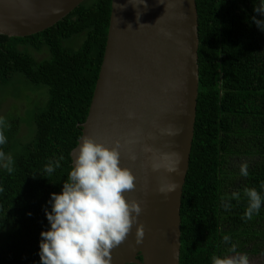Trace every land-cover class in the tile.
Returning <instances> with one entry per match:
<instances>
[{"label": "trees", "instance_id": "1", "mask_svg": "<svg viewBox=\"0 0 264 264\" xmlns=\"http://www.w3.org/2000/svg\"><path fill=\"white\" fill-rule=\"evenodd\" d=\"M195 2L198 94L182 188L179 264H211L213 255L226 254L233 243L240 253L253 254L264 246V206L252 219H242L247 206L243 189L264 195V32L251 21L259 13L253 11L255 0ZM110 9L111 0H82L39 32L0 34V100L4 90L19 94L10 89L18 85L16 78L47 94L24 115L0 116L7 125L2 150L12 157L11 172L0 168V264H40V233L50 227L44 207L50 210V194L62 190L71 170L70 152L87 116ZM31 49L47 55L36 58ZM23 121L29 132L19 138ZM61 156L60 167L45 173V166ZM239 156L260 157L247 163V177L234 162H244ZM233 192L241 198L231 199ZM225 234L230 243L223 241Z\"/></svg>", "mask_w": 264, "mask_h": 264}, {"label": "water", "instance_id": "2", "mask_svg": "<svg viewBox=\"0 0 264 264\" xmlns=\"http://www.w3.org/2000/svg\"><path fill=\"white\" fill-rule=\"evenodd\" d=\"M81 1L0 0V34L39 32ZM198 41L195 0H111L102 61L70 157L72 164L84 136L109 146L119 140L121 165L135 175L136 187L125 195L140 201L142 212L126 240L112 249V264H179L182 188L198 94ZM177 160L179 174L169 172L164 165ZM174 180L179 183L174 192H159L162 183ZM137 223L145 229L141 244L135 242Z\"/></svg>", "mask_w": 264, "mask_h": 264}, {"label": "clouds", "instance_id": "3", "mask_svg": "<svg viewBox=\"0 0 264 264\" xmlns=\"http://www.w3.org/2000/svg\"><path fill=\"white\" fill-rule=\"evenodd\" d=\"M253 11L259 16H252L251 21L264 32V0H255ZM128 116L132 118L134 113L129 112ZM6 126L4 117H0V168L11 172L12 157L2 150L7 143ZM120 147L119 140L109 146L89 136L81 138L73 151L67 181L63 182L59 193L50 194V210L48 206L44 207L50 227L40 233V264H112V249L126 240L142 212L141 202L129 200L125 195L136 187V178L130 168L121 165ZM150 150L145 148V151ZM130 158L135 159V156ZM60 160L63 156L49 162L45 173L50 175L59 168ZM178 163L177 160L164 166L169 172L179 174ZM160 166L153 165L154 168ZM48 175L39 176L48 178ZM240 175H249L247 162L240 164ZM178 187L176 180L162 183L159 192L167 195ZM261 188L264 189V183ZM0 191H3L2 187ZM243 195L247 198V206L242 219L250 220L264 206V195L248 187L243 189ZM240 198L239 192L231 194V199ZM230 206L229 202H225L226 209ZM144 235V225L137 223L136 244L143 242ZM223 241L230 243V235L225 234ZM210 259L211 264H250L248 255L238 252L234 243L226 254L213 255Z\"/></svg>", "mask_w": 264, "mask_h": 264}, {"label": "rangeland", "instance_id": "4", "mask_svg": "<svg viewBox=\"0 0 264 264\" xmlns=\"http://www.w3.org/2000/svg\"><path fill=\"white\" fill-rule=\"evenodd\" d=\"M39 52L35 54L36 51L31 49V54L35 56L36 58H43L47 55V51L45 50H38ZM12 82V81H10ZM16 83L18 85H15L13 82V85L10 86V89L15 92H19L17 96L8 95L7 90H4L5 94H1V100H0V116H4L5 118L9 117V114L13 115H24L25 111L29 108H32L35 106V104L42 103L46 100L47 94L45 90L41 87L38 89H29L26 87V85L16 78ZM19 89H18V87ZM29 132V126L25 121H23L20 125L17 137L21 138V136L27 135ZM238 158L241 159V162H247V163H253L254 161H258L260 157H246V156H239ZM238 164H241L240 161H235ZM262 243V242H261ZM263 245V243H262ZM248 255L250 264H256L262 259L264 260V246H262V249L259 250L256 253L251 254L250 252H244Z\"/></svg>", "mask_w": 264, "mask_h": 264}, {"label": "flooded vegetation", "instance_id": "5", "mask_svg": "<svg viewBox=\"0 0 264 264\" xmlns=\"http://www.w3.org/2000/svg\"><path fill=\"white\" fill-rule=\"evenodd\" d=\"M235 162V161H234ZM238 185V182H235V183H230L229 184V187H234V186H237Z\"/></svg>", "mask_w": 264, "mask_h": 264}]
</instances>
